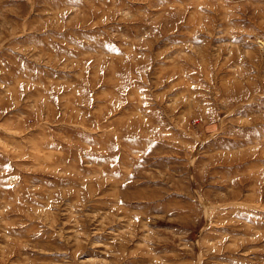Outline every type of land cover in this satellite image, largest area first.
<instances>
[{
	"label": "rangeland",
	"instance_id": "374dc122",
	"mask_svg": "<svg viewBox=\"0 0 264 264\" xmlns=\"http://www.w3.org/2000/svg\"><path fill=\"white\" fill-rule=\"evenodd\" d=\"M0 264H264V0H0Z\"/></svg>",
	"mask_w": 264,
	"mask_h": 264
},
{
	"label": "bare ground",
	"instance_id": "6f19581e",
	"mask_svg": "<svg viewBox=\"0 0 264 264\" xmlns=\"http://www.w3.org/2000/svg\"><path fill=\"white\" fill-rule=\"evenodd\" d=\"M262 46V45H261ZM180 77V76H179ZM181 80H183V79H181ZM185 80V79H184ZM180 82V81H179ZM184 82H186V81H184ZM182 83V82H181ZM189 83V82H188ZM36 152V151H35ZM40 155V154H39ZM17 247V246H16Z\"/></svg>",
	"mask_w": 264,
	"mask_h": 264
}]
</instances>
